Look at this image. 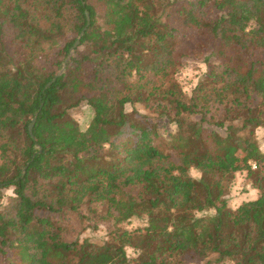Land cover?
Masks as SVG:
<instances>
[{"label": "trees", "instance_id": "16d2710c", "mask_svg": "<svg viewBox=\"0 0 264 264\" xmlns=\"http://www.w3.org/2000/svg\"><path fill=\"white\" fill-rule=\"evenodd\" d=\"M178 54L215 61L189 102ZM263 92L264 0H0V264H264ZM241 171L256 198L232 207Z\"/></svg>", "mask_w": 264, "mask_h": 264}, {"label": "rangeland", "instance_id": "374dc122", "mask_svg": "<svg viewBox=\"0 0 264 264\" xmlns=\"http://www.w3.org/2000/svg\"><path fill=\"white\" fill-rule=\"evenodd\" d=\"M74 52V51H73ZM73 54V53H72ZM72 54H69L71 56ZM178 59L180 60L182 64L181 70L177 73L175 76L176 81L180 85L184 95L186 96V101L189 102V97L191 95L192 90L195 88V86L198 84V82L201 80L203 75L208 71V64H214L215 61L212 58H208L207 61L204 59L194 60L192 58H189L187 56H180L178 54ZM62 71V70H61ZM60 71V72H61ZM256 102L254 103V110H253V117L257 116L262 121H264V92L261 94L256 95ZM137 110L140 114H149L148 110L145 109L142 105L136 104V105H127L125 110L126 112H132L133 110ZM92 111L89 107H87L85 104H81L77 108L70 109L68 111V116L72 118L79 126L80 130H85L88 126V124L91 121L92 118ZM209 117V115H208ZM215 119L217 121H223L224 120V112L221 110L219 114L215 115ZM192 120H198V117L192 118ZM211 123H213L215 120L210 119ZM158 131L159 133L168 139V135L174 134L176 132V127L174 124L169 123L166 120H156ZM212 127V126H210ZM253 129H255V133L258 139L260 150L264 153V130L261 126H254L252 125ZM220 133H222V130H219ZM190 175L195 180H198L200 177V173H198L195 170H190ZM248 181L246 179V172L241 171L237 172L234 175L233 183L231 185V192L229 194V200L230 205L232 207L238 206L241 202L245 200H252L256 198V193L253 191H248L247 184ZM12 195V190L8 189L5 191V198L3 199V205L7 203V198ZM69 227V238L75 239L78 238L80 242H82L84 239L90 240L92 243L97 245H102L107 240V227L108 224L103 223L99 226V228L96 231H90L85 230L82 228V226L74 221L72 218L69 219V222H67ZM142 226V221L139 220H132L129 224L125 225L128 229H135L137 227ZM163 241L161 238H156L153 240L152 246H151V253H158V248L162 246ZM127 254L130 257H137V251H134L133 249H127ZM216 255L210 256L208 259L204 260L200 264H206L209 262V264H215L214 261L216 259ZM225 264H231L229 262Z\"/></svg>", "mask_w": 264, "mask_h": 264}, {"label": "water", "instance_id": "95a60500", "mask_svg": "<svg viewBox=\"0 0 264 264\" xmlns=\"http://www.w3.org/2000/svg\"><path fill=\"white\" fill-rule=\"evenodd\" d=\"M86 15V19H87V26L89 24V15L87 12H85ZM79 45V38L76 40V42L74 43V45L70 48L69 53L72 54L74 49ZM62 72V71H61ZM60 72V73H61ZM55 79L52 80V82H54ZM51 83H49L47 86H49ZM35 119H33L30 123V125L28 126V132L29 134L32 136V127L34 125Z\"/></svg>", "mask_w": 264, "mask_h": 264}]
</instances>
